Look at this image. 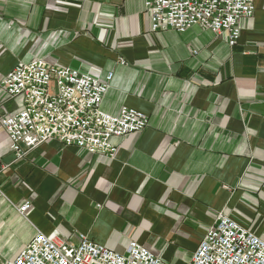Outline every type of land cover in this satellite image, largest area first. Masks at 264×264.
I'll return each instance as SVG.
<instances>
[{
  "label": "crops",
  "instance_id": "1",
  "mask_svg": "<svg viewBox=\"0 0 264 264\" xmlns=\"http://www.w3.org/2000/svg\"><path fill=\"white\" fill-rule=\"evenodd\" d=\"M253 1L229 47L198 26L152 33L142 0H0V81L37 59L111 73L101 111L148 119L111 138L113 159L50 141L14 161L0 127V264L39 232L188 264L219 214L264 241V0ZM21 103L0 86V121Z\"/></svg>",
  "mask_w": 264,
  "mask_h": 264
},
{
  "label": "built area",
  "instance_id": "2",
  "mask_svg": "<svg viewBox=\"0 0 264 264\" xmlns=\"http://www.w3.org/2000/svg\"><path fill=\"white\" fill-rule=\"evenodd\" d=\"M152 33H184L194 26L224 37L229 47L240 36L239 21L250 19L253 0H142ZM121 64L125 62L119 60ZM112 74L104 82L70 68L49 66L43 60L20 64L0 81L6 97L21 99V107L0 126L9 140L14 161L50 141L74 146L89 154L113 159L111 138H124L147 127V117L122 108L112 116L100 109ZM3 193L0 189V198ZM29 204L19 207L26 213ZM5 264H166L141 245L130 242L119 254L80 235L77 243L57 235L36 233L11 262ZM188 264H264V241L230 217L219 214Z\"/></svg>",
  "mask_w": 264,
  "mask_h": 264
},
{
  "label": "rangeland",
  "instance_id": "3",
  "mask_svg": "<svg viewBox=\"0 0 264 264\" xmlns=\"http://www.w3.org/2000/svg\"><path fill=\"white\" fill-rule=\"evenodd\" d=\"M2 120V119H1ZM1 127V126H0Z\"/></svg>",
  "mask_w": 264,
  "mask_h": 264
}]
</instances>
